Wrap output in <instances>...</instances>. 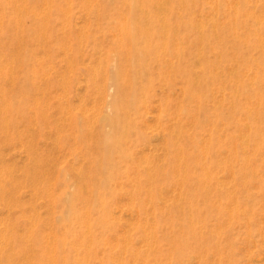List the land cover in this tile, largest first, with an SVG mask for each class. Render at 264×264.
Segmentation results:
<instances>
[{"label":"rangeland","instance_id":"374dc122","mask_svg":"<svg viewBox=\"0 0 264 264\" xmlns=\"http://www.w3.org/2000/svg\"><path fill=\"white\" fill-rule=\"evenodd\" d=\"M89 1L92 2L88 3ZM0 3H4L0 4V65L4 64L1 66L2 71L0 74V121L5 119V124L0 122V180H3L0 181L3 182V184L1 183L2 186H0V234L2 235L3 233H7V230L9 229L19 234L17 236L19 237L21 242L16 241L14 244L9 245L11 253L15 255V261H17V264H44L43 262H45L46 264H50L52 258H55L58 255L56 253V244L59 241H63L62 245L59 247V249L61 250V254L67 255L69 257H75L76 255L79 258L86 259L88 264H141V262L143 264H152L154 260L155 262L153 264H164L165 261L162 260H166L165 258H167L165 263L168 264H202L203 262V264H223L224 259H227L225 252L224 254L221 253V256L211 254L209 256L210 258L207 259V263H205V260L203 261V259L205 258L199 256L197 252L194 253V251H192L188 254L189 256L187 255L181 259H175L173 257V251H170L172 245H169L170 242L168 241V234L171 233V230L174 228V223L176 226L180 225L179 221H181V219H176L180 218L183 215L182 213H180L178 216V214L176 215V213L181 212L183 206H185V209H188L187 203L183 202V200H181V197L179 196L180 191L178 190L179 188H181L179 185V181H172V179L175 180V176L174 178H168L166 181H164L160 172L168 171L170 168L169 166H167L169 165V153L167 154L168 149H165L164 146V142L166 141L165 139L163 140L164 137L162 135V128H160V126L156 127L157 122L155 121L157 120L156 117L161 115L162 124L165 122H167V124L172 123L170 121L174 120V118H171V112L173 111V105L175 102L171 101V99L168 100L169 106L168 109L164 112L161 109L160 103H158V96L152 98V101L148 104V110L150 109L149 111H152V114L147 112V114L144 115L145 119L150 117V119H147L149 122L147 120H144L143 118L142 121H139L140 129L143 132L145 131L147 133V138L141 141L139 144L132 141L130 145L128 139V148L125 149V152L115 153L113 166L111 168L109 167L105 169L104 175L108 174L110 176V180L107 182L105 187H102V191L105 193L101 194L100 197H104L105 200L107 199V211H100L99 206H93L90 202L86 203L85 199L89 196L90 189L92 187L99 186V184H97L96 186H94L93 184L91 185V183H89V181L87 180V176L91 173V170L93 168L92 160L88 155V151L90 150L89 145H93L95 141V137L92 138L91 134L97 133L98 131L100 132L101 128L106 127L103 120V115L106 112L109 113V110H107V103L110 98V87H108V89H105L106 86L104 87V84L106 83V81L107 83L109 82L108 64L114 63L112 55L114 50L116 48H119V46L115 42L117 31L112 27L113 23L109 18L111 14L115 12L114 9L116 7L114 6L115 4L112 3V0H71V2H68V0H51V2L45 0L46 4L43 0H0ZM14 4L19 5L21 7V11L16 10V6ZM252 4L255 6V2ZM253 5L250 6V9L256 10V6L254 7ZM68 6H70V8ZM64 7L65 9L68 7L69 9H67L66 13ZM44 8L45 11H42ZM206 10L209 11L208 14ZM258 10L259 9H257L256 11L259 12ZM18 12H21L22 19L17 23L16 13ZM197 12L200 13L197 14ZM197 12L195 13V16L199 19V16H202V14L204 16L206 13V16H204L203 18L205 20L209 19L207 20L206 28L208 30L210 29L209 31H211V18L216 19L218 14L210 13L212 11H210L207 6H204L202 9V4L198 5ZM36 13H38V15H36ZM42 15L44 16L45 21L47 20V22L44 21ZM208 15L210 17L213 15V17L207 18L209 17ZM189 16L190 15H188V17ZM218 17L219 22H228L227 17L225 18L222 14L218 15ZM96 20L97 22H95ZM250 28L253 27L250 26ZM26 30L32 31V35L26 37V41L21 45L20 48H15V45L11 44L10 42L11 37L13 35H18L20 37L22 34L27 33L24 32ZM186 33L191 34L188 32ZM77 36H81V40H79L80 38ZM191 36H193V34H191ZM63 47L66 49L63 50ZM224 49L227 51V56L224 57V59L227 60H222L221 62V67H225L224 71L221 72L222 74L226 72V74H232L235 76L236 74L242 76L249 74L253 76L255 71L260 69L256 64L250 63V60H248L249 63H246L243 60L240 61L239 59H237L239 58V54H241V52H234L235 50L231 47L230 42H228L227 46L224 47ZM220 50V48L212 49L211 47L207 52V55L211 59H214L215 57H217V54L220 53ZM21 53L22 55L27 54L28 56L33 57L36 63L39 62L40 69L41 71L42 69H44V72L35 74L34 78V72L32 70H29V68L33 64L32 60H28V64L23 62L21 63L18 60L19 54ZM98 54H100V56ZM242 54H245L247 58H251V56L253 55L254 57H256L259 56L260 50L257 47H252L249 50L243 49ZM230 55L232 57H230ZM218 58L219 57H217L216 59ZM192 60H194V58H192ZM235 61H237V64L235 63ZM92 68L96 69L94 71L97 73V75H95V73H91L93 71ZM230 68H233V70ZM101 71L104 73L102 74ZM27 77L35 79L36 87L32 91V100H30L28 105L30 109L28 114L29 116L21 117V115L9 112L6 108V105L12 101L15 103H21L23 105V96L18 92L19 90H17V86L21 82L25 81ZM224 83L225 89L222 88L223 90H221L220 92L216 91V93H224L225 96H227L225 104H229V96H231L233 91H235V86L232 81L229 80V77L226 78ZM259 86H255L256 89L257 87L258 89H260ZM101 88L103 91L100 90ZM261 88L264 93V87L262 86ZM112 90L113 89H111V92H113ZM3 94L6 97L5 101H1V98H3ZM103 94H105L104 97ZM179 97L181 99L182 94L178 90L176 91V95H172L171 98H174L175 101H178L180 100ZM92 103L94 105H92ZM96 103L97 105L98 103H100V109L99 106L96 108ZM155 103L157 104L155 105ZM36 108H44V115L42 114L43 117L39 114V112L36 113ZM154 112H159V115H156ZM153 114H155L156 116ZM232 114L233 112H230L229 110L228 116L231 117ZM236 114L239 116V113ZM94 118L96 121L94 120ZM150 120L152 121V124L150 123ZM225 120L227 121V118L223 119L222 122H224V124L218 125V128H220L219 132L221 133L222 137L225 136L222 139L223 141L227 138L229 133V137L230 135L237 133V131L235 132V127L233 125L225 124ZM145 121L146 123H148V125L151 124L153 128L150 129L151 126H149L150 128H148V125L145 123ZM258 124L264 126L263 122L258 121ZM165 127L166 126L164 125L163 128ZM246 128L247 127H245V129ZM82 129L88 133L87 137L80 136ZM188 129L189 128H187L186 131L189 132V134L192 136L194 131L191 130L190 132V130ZM201 132L202 133L200 135H202L205 131L201 129ZM187 146L189 145L187 144ZM229 146L232 145L230 144ZM229 146H225L224 150H221L223 152L221 154H224L222 159L226 161V164L221 162L220 165L215 164L211 167L213 170V184L211 187L212 191L210 195L212 196V200H214L216 198L215 191L217 189H220V187H223L228 193L230 192L231 194H234L233 198L235 197L234 199L238 200L237 206L239 205L240 207L238 206L239 209H235V213L237 214L234 213V217L232 220H229L227 216H223L219 220L220 222H218L216 219H213V214L204 212L202 215L203 218L205 216V220L208 221V226L209 224H211L209 228L218 230V235L215 240L219 241L222 245L225 244L223 245L226 246L225 251L230 252L232 259L234 255V264H264V200H262V198H264L262 196V191L264 193V190L263 188H258L257 182L255 183L253 180H249L245 187L240 184L241 181L248 180V178H243V175H241L240 178H237L239 177L238 174L235 176L234 173L239 172L242 162L238 156L231 155L228 152ZM250 147L252 148L253 146ZM144 152H146L147 154L145 153V155ZM131 153L132 155H130ZM138 157L144 160L141 161L140 159H138ZM143 162H146L145 164L149 162V165H145L143 164ZM80 167L82 170L80 169ZM141 169H145V171H142ZM146 169H149L150 172H148ZM250 169H255L256 174L259 177H263L264 162L261 159L260 154H257V158L254 160L252 166H250ZM216 172H218V174H216ZM149 173L153 174L150 175ZM259 174L262 175L260 176ZM220 176L224 177L220 178ZM132 178L136 181H134ZM148 178H150L151 180ZM217 179H219V181H216ZM84 180H86V182H84ZM146 180L148 182L147 185L151 188H149L145 184ZM226 181L230 182L228 183ZM149 182L152 184H150ZM176 184L178 185V187ZM217 184L220 185V187ZM6 185L8 187H6ZM123 186H125V189L123 188ZM138 186L139 189L137 188ZM146 187H148L149 190ZM176 188L178 190H176ZM146 189L149 192H157V198L155 199V202L157 201V204L159 206L164 204V206H161L163 209L160 208L157 204L156 206H154V201V204L152 202L147 203L146 200L142 201V194L146 196L145 193H149ZM159 189L162 190L161 193L163 192V194L159 192ZM249 189L251 190L249 191ZM113 190L114 192H111ZM230 190H232V192ZM74 191L80 192L82 194V198L79 196H69L68 200H63V198L66 196V193H72L71 195H73ZM142 191L143 193L139 194V197L138 193ZM3 194L10 195L15 199V201L11 204H6L5 201L1 198ZM129 195H131L130 198ZM137 196L140 198V200L137 199ZM166 198L167 201L165 200ZM162 199H164V201ZM138 200L144 205L143 206L141 204L143 206L142 209L140 208L141 205H139L140 203L138 202ZM72 201L77 212L76 214L78 215L77 219L73 214H71L67 219V209ZM176 201L178 202V204L180 203L182 207L179 212L175 211L174 214L173 210H170V208L168 207H170L171 204L177 203ZM222 201L228 206H232V200L229 197L223 199ZM247 201L249 202V204L252 201L253 204L251 202V204L249 205L248 203H246ZM167 202L169 203L167 204ZM256 202L258 204H254ZM136 203L140 206L138 208L141 209L142 212H140L141 210L137 208ZM149 203H151L152 205H149ZM259 204H261V206H259ZM152 206L154 209L152 208ZM203 206L204 205L201 204L200 201V207L203 208ZM149 207L151 208L149 209ZM145 208L147 210H145ZM160 211L161 213H159ZM7 212L9 214H7ZM170 212H172V215ZM158 213L160 215L162 214L161 216L165 214V216L159 218L157 217L159 215ZM167 214H170L171 216H168ZM241 214L242 216H240ZM252 214L253 216H257L251 218L252 216L250 215ZM6 215H8V217H6ZM101 215L107 220L109 219L106 226L99 223ZM63 216H65V218ZM172 216L173 218H171ZM152 220L156 221L152 222ZM33 221L35 222L33 223ZM87 222H92V224L90 231L88 228L84 227L85 236L90 234L89 232H92L95 238L94 242L90 244V249H88L87 247L84 248V245H81L79 243L81 242L80 240L82 239L83 235V232H81L79 228L81 226L83 227V224H86ZM149 222L152 224H150ZM250 222L253 226L250 225ZM148 223L151 226L154 224L158 228L156 226L150 227ZM10 224L12 226H10ZM242 224L244 226H242ZM257 224L259 225V227ZM69 225L71 226L69 227ZM146 225L147 227H145ZM199 225L197 230L200 233L205 230V227L201 224L202 227L201 230H199ZM228 225L229 233L231 235H229V233L227 232ZM148 226L151 231L148 230ZM214 226L218 228H215ZM231 226L232 231L230 230ZM250 226L253 228H250ZM247 228L250 230H248ZM31 229H33L34 231L36 229L37 231L35 232H38V234L40 235L41 241H39V245L38 243H36L37 245H34L32 243V239L30 236ZM223 229L227 231H224ZM241 229H246L244 230L245 233H241L243 231ZM145 230H148V232ZM155 230H157V232ZM154 231L157 233L158 237L156 233L152 234ZM259 231H261L263 234ZM232 232L234 235L232 234ZM251 232L253 236L255 234V236L257 235L258 237H253ZM144 233L145 235L147 234L148 237H146L147 235L144 236ZM238 233L245 238L239 236ZM248 233H250V235ZM225 234L226 236H233V239L228 237L229 240L226 241L228 238L225 236ZM57 235L59 237H57ZM149 235H151V237ZM223 236H225V238L227 239H225ZM145 238L149 239L148 243ZM223 239L224 243H222ZM235 240L237 241L235 242ZM245 240L246 242H243ZM125 241H127V243ZM259 241L261 242L259 243ZM3 242V238L0 237V246L5 244V242ZM167 242L169 243L167 244ZM228 242H232L231 247L228 246ZM49 243H51V246H53L52 248ZM147 244L149 247L147 246ZM130 246L135 247L131 249ZM158 246L160 247L157 249ZM75 247H77V249H75ZM143 247L145 248V250L143 249ZM237 247L239 248V251L237 250ZM147 248L148 250L146 252ZM163 248L167 250L165 251ZM45 249H48V251ZM140 250L142 254L140 253ZM160 250L161 252L164 250V252L161 253ZM157 251L159 252L158 254ZM50 254L51 257L49 256ZM159 257L160 259L162 258L161 261L159 260ZM220 259L222 260V262ZM209 260H211V263H208ZM47 261L49 263H47ZM169 261H171L172 263Z\"/></svg>","mask_w":264,"mask_h":264},{"label":"bare ground","instance_id":"6f19581e","mask_svg":"<svg viewBox=\"0 0 264 264\" xmlns=\"http://www.w3.org/2000/svg\"><path fill=\"white\" fill-rule=\"evenodd\" d=\"M43 1L45 3V0H43ZM49 1L51 2V0H48V2ZM68 2H71V0H68ZM91 2L92 1H89L88 3H91ZM254 2H255L256 8L259 9L258 10L259 12L256 11L257 10L256 8H255L256 10L250 9V6L253 5L252 3H254ZM112 3L115 4L114 6H116V7L114 9L115 12L112 13L109 18H110V21L113 23L112 27L117 31V36H116L115 42L119 46V48H116L113 52L112 57H113L114 63L108 64V68H109V76H108L109 80L108 81L109 82L107 83V81H106V83L104 84V87L106 86L105 89H108V87H110L109 88L110 98H109L108 103H107V110H109V113L106 112L103 115V120L105 122L106 127L101 128L100 132L96 131L97 133L91 134L92 138L95 137V141H94L93 145L92 144L89 145L90 150L88 151V155L92 160L93 168L91 170V173L88 174L87 180L89 181V183H91V185L93 184L94 186H96L97 184H99V186H96L97 188L92 187L90 189V194L85 199L86 203L90 202L93 206H99L100 211H104V212L107 211V207H106V204H107L106 200L107 199L105 200L104 197H102V198L100 197L101 194L105 193L102 191V187H105L107 182L110 180V176L108 174L104 175L105 169L109 168V167L111 168L113 166V163H114L113 159H114L115 153H124L125 152V149L128 148V146H127L128 139H129V145H130V143L132 141L134 143L139 144L141 141H143L147 138V136H148L147 133L145 131L143 132L140 129L139 121H142V118L144 120L150 119V117L145 119L144 115H146L147 112L152 114V111L150 112L149 111L150 109L148 110V104L152 101V98L155 96H158V101H159L158 103H160L161 109L164 112H165V110L168 109V106H169L168 100L171 99V101L175 102L173 105V111L171 112L172 113L171 118L173 117L175 121L174 120L170 121V122H172L171 124L168 123L170 125H168L167 122L162 124L161 115H159V112L158 113L154 112L156 115H159L156 117L157 120L155 122H157V126L156 125L155 126L156 127L160 126V128H162V135L164 137L163 140L165 139V141H166V142L163 141L166 144V145L164 144V146H165V149L166 148L168 149L167 154L169 153V158H168V164L169 165H167V164L166 165L169 166L170 168L168 171H160V172L162 175V179L164 181H166L168 178H174V176H175V180L172 179V181H174V182L179 181V183H180L179 185L181 188H179V190L176 188V190L180 191L179 192L180 193L179 196L181 197L180 199L183 200V202L187 203L188 209H185L184 208L185 206H183L181 212H179L182 206L180 205V203L178 204L177 201H176L177 203H174L171 205L169 204L170 207L167 206L168 208H170V210H173V213L175 211H178L179 213H176V215L178 214V216H179L180 213L183 214L181 216L182 218L180 217V218L176 219V220L181 219V221H179L180 225L176 226L174 223L173 227L175 229L173 228L171 230V233L168 234L169 240L168 239L167 240L170 243L167 242V244L169 243V245L170 244L172 245V248L170 251L171 252L173 251L174 255L173 254L172 255L175 259L176 258L181 259V258L187 256L190 252L194 251V253L197 252L199 254V256L204 257L205 259H203V261L205 260V263H207V259L210 258L209 256L211 254L221 256V253L224 254V252H225L227 259H224L223 264H234V262H233V259L235 260L234 255H233V259H232L230 252L225 251L226 246H223L225 244L222 245L219 241L215 240L217 235H218V230L213 229V228H209V226H211V224H209V226H208V223H207L208 221L205 220V216L203 218L202 214L204 212L209 213V214H213V216H214L213 219H216L218 222H220L219 220L223 216H227L229 218V220H232L234 217L235 209L236 210L239 209L238 208L239 205L237 206L238 200L234 199L235 197L233 198L234 194H231L230 192L228 193L227 191H225V189L223 187H220V185H218V184L217 185L220 187V189H217L215 191L216 198L214 200H212V196L210 195L211 191H212L211 187L213 184V182H212V171L213 170L211 167L214 166L215 164L220 165L221 162L226 164V161L222 159L224 154L223 155L221 154V153H223L221 150H224L225 146L227 147L230 144L232 146H229L228 152L231 155L238 156L242 162L239 172L234 173L235 176L238 174L239 177H237V178H240L241 175H243L242 176L243 178H248V180L241 181L240 184H242L245 187L247 182H249V180H253L255 183L257 182L258 188H263V190H264V175H263V177H259L256 174L255 169L254 170L250 169V166H252L254 160L257 158V154L261 155V159L264 162V126H262L261 124H258V121L263 122V124H264V93H263L262 88H261L262 86L264 87V66H261V65H264V0H112ZM0 4H4V3H0ZM199 4H202V9L204 6H207V8L210 11H212L210 13H213V14L216 13L218 15L222 14L225 18L227 17L228 22L227 23H221L218 20L219 19L218 15H217V18L214 19V18H211V17H213V15L210 17L209 16L210 14H209L208 15L209 17H207V18H211V20H212L211 21L212 23L210 24L212 27L211 28L212 32L209 31L210 29L208 30L206 28V23H207V20H209V19L206 18L207 20H205L203 18L204 16H206V13L204 12L205 13L204 16H203V14H202V16H199L200 19L198 17L196 18V16H195V13L197 12ZM15 6H16V10L21 9V7L19 5H15ZM68 7L70 8V6H68ZM68 7L66 9L64 7L65 13L67 12ZM42 11H45V8ZM208 12L209 11H207V14H208ZM198 13H200V12H197V14ZM36 15H38V13H36ZM188 15H190V16L188 17ZM199 15H201V14H199ZM43 18H44V16H43ZM0 19H1V17H0ZM21 19H22L21 12L16 13V22L18 23L19 21H21ZM196 19H199V20H196ZM44 21H45V18H44ZM45 22H47V20ZM95 22H97V20ZM93 24H94V22H93ZM34 26H35V24H34ZM250 26L253 28H250ZM97 30H99V29H97ZM24 32H27V33L22 34L20 37L18 35H16V36L13 35L11 37L10 42H11V44L15 45V48H20L21 45L26 41V37H29L30 35H32V31L26 30ZM186 32L193 34V36H191V34H187ZM222 34H224V35H222ZM77 37H79V36H77ZM79 38H80L79 40H81V36ZM228 42H230L231 47L235 50V51L233 50L234 52H237V53L241 52V54H239V58H237V59H239L240 61L243 60L246 63H249L248 60H250V63L256 64L260 68L259 70L255 71L253 76H251L249 74H246L244 76L236 74V76H235L232 74H226V72H224L223 74L221 73L225 69V67H223V66L221 67V62H222V60H227V59H224V57L227 56V51L224 49V47L227 46ZM210 44H211L212 49L213 48H217V49L220 48L221 49L220 53L217 54V57H219L218 59H216L217 57H215L214 59H211L207 55V52L211 48ZM252 47H257L260 50L259 56H256V54H255L256 57H254V55H253V56H251V58H247V56H245V54H242L243 49L249 50ZM65 49L66 48H64L63 50H65ZM98 55L100 56V54H98ZM66 57H68V56H66ZM230 57H232V56L230 55ZM192 58H194V60H192ZM11 60H12V58H11ZM18 60L21 63L23 62V63H27V64H28V60H32L33 64L29 68V70H32L34 72V75H33L34 78H35V74L44 72V69H42V71H41L39 62L36 63L35 60L33 59V57L28 56L27 54H23V55H22V53L19 54ZM116 60H117V63H116ZM233 60H235V59H233ZM236 62L237 61H235V63ZM227 63H228V61H227ZM82 64H84V63H82ZM2 65H4V64H2ZM2 65H0V74L2 71V67H1ZM230 69L233 70V68H230ZM92 70L93 71L91 73L92 74L95 73V75H97V73L94 71L96 69L92 68ZM232 70H231V72H232ZM103 73L104 72H102V74ZM243 74H245V73H243ZM223 76H224V78H223ZM104 77H105V75H104ZM104 77H102V78H104ZM227 77H229V80L232 81V83L235 86L234 87L235 91H233L232 95L229 96V98H230L229 104H227V103L225 104L227 96H225L224 93H221V94L216 93V91L220 92L221 90L225 89L224 81L226 80ZM34 78L27 77L25 81L21 82L20 84L18 83L19 85L17 86V90H19L18 92L23 96L24 101L22 102L20 100L23 103V105L21 103H15L13 101L9 102L6 105V108L9 112H13L15 114L21 115V117L22 116H24V117L29 116L28 114H29L30 109H29L28 105H29L30 100H32V91L36 87ZM104 81H105V79H104ZM92 83H94V82H92ZM95 85H96V82H95ZM259 85H261V86H259ZM255 86H259L260 89H258V87L256 89ZM111 89H113L112 90L113 92H111ZM100 90L103 91L102 88ZM178 90L182 94V98L180 99V97H179L180 100L175 101L174 98H171V97H172V95L174 96V94L176 95V91H178ZM104 95L105 94H103V97H104ZM5 100H6V97L3 94V98H1V101H5ZM100 103H101V101H100ZM100 103H98V105L96 103V105H97L96 108L99 106ZM156 104L157 103H155V105ZM92 105H94V104L92 103ZM43 109L44 108H36L35 110H36V113L39 112V114L42 115ZM99 109H100V106H99ZM224 109H227V110H224ZM228 109L230 110V112H233L231 117L228 116V112H229ZM157 110H158V105H157ZM97 112H98V110H97ZM236 113H239V116ZM155 114H153V115H155ZM43 115H42V117H43ZM182 116H183V119H182ZM92 117H93V115H92ZM184 117H186V118H184ZM225 118H227V121L225 120L226 121L225 124L233 125L235 127V132L237 131V133L230 135V137H229V134H230L229 133L227 138L224 139V141H223L222 139L225 136L222 137L221 133L219 132L220 128H218V125L224 124V122H222V121ZM89 119H91V118H89ZM4 120H1L0 122L5 124ZM94 120H95V118H94ZM151 120H150V123L152 122ZM153 122H154V119H153ZM145 123H146V121H145ZM6 124H9V123H6ZM146 124L148 125V123H146ZM151 124L148 125V128H150L149 126H151L150 129L153 128ZM164 125L166 126L165 128H163ZM244 126L247 128L245 129ZM146 128H147V126H146ZM187 128H189L188 130H190V132H191V130L194 131L192 136L189 134V132L186 131ZM231 128H229V129H231ZM201 129H203L205 131L202 135H200L202 133ZM166 130H167V132H166ZM222 132H223V130H222ZM80 136L81 137H83V136L87 137L88 133L82 129ZM160 136H161V134H160ZM156 137H157V134H156ZM187 144L189 146H187ZM250 146H253V147L251 148ZM92 153H94V154H92ZM142 153H143V151H142ZM145 153L146 152H144V154ZM130 155H132V153ZM140 158H141V156H140ZM140 158L138 157V159H140ZM140 160L143 161L144 159L143 160L140 159ZM135 161H137V160H135ZM139 163H140V161H139ZM145 163L143 162V164H145ZM147 164H145V165H147ZM164 164H165V162H164ZM140 166H141V164H140ZM260 167H262V166H260ZM160 168H161V165H160ZM231 168H233V167H231ZM80 169H81V167H80ZM143 170L145 171V169H143ZM160 170H162V169H160ZM258 170H259V167H258ZM147 171L150 172L149 169ZM230 171H232V170H230ZM134 173H135V171H134ZM151 174H153V173H151ZM216 174H218V172H216ZM221 177L223 178L224 176H220V178ZM148 179H150V178H148ZM157 180H158V178H157ZM0 181H3V180H0ZM134 181H136V180H134ZM216 181H219V179H217ZM216 181H215V183H216ZM84 182H86V180H84ZM226 182H228V181H226ZM1 183L3 184V182H0V186H2ZM147 183L148 182L146 180L145 184L147 185ZM217 183H219V182H217ZM150 184H152V183H150ZM248 186H249V184H248ZM6 187H8V186L6 185ZM124 187L125 186H123V188ZM148 187H146V188H148ZM177 187H178V185H177ZM137 188L139 189V186ZM149 188H151V187H149ZM149 188H148V190H149ZM114 190L111 192H114ZM250 190L251 189H249V191ZM129 191H131V190H129ZM143 191H144V189H143ZM143 191L138 193V195L143 193ZM161 191L162 190H160L159 192L161 193ZM230 191L232 192V190H230ZM245 191H246V189H245ZM152 192L153 191H151L149 193H145L146 196L142 194V201L146 200L147 203L148 202L153 203V201H154V203H155L154 206H156L157 201L155 202V199L157 198V195H156L157 192H155V191L153 193ZM133 193H134V191H133ZM255 193H257V192H255ZM71 194L72 193H66V196L63 198V200H68L69 196L81 197V195H82L80 192H77V191H74L73 195H71ZM127 194H129V193H127ZM130 194H131V192H130ZM161 194H163V192ZM131 195H129V198ZM176 195H177V192H176ZM262 196L264 197L263 191H262ZM132 197H133V195H132ZM139 197H140V195H139ZM139 197L137 196V199L140 200ZM213 197H214V195H213ZM228 197L232 200V206H228L226 203H224L222 201L223 199H226ZM1 198L5 201L6 204H11L15 201L14 198H12L10 195H7V194H3L1 196ZM175 198H173V199H175ZM139 200H138V202L140 203L139 205H141L142 203ZM162 200L164 201V199H162ZM165 200L167 201V198ZM247 200H248V198H247ZM249 200H250V198H249ZM262 200H264V198H262ZM173 201H175V200H173ZM200 201H201V204L204 205L203 208L200 207ZM169 202H170V200H169ZM169 202H167V204ZM251 202H250V204H251ZM246 203L249 204L248 201ZM145 204H146V202H145ZM150 204L151 203H149V205ZM159 204H161V203H159ZM252 204H253V202H252ZM254 204H258V203L256 202ZM261 204H259V206H261ZM136 205H137V208L140 207L137 203H136ZM142 205L140 207L141 209L144 206V205L143 206ZM161 206H164V204L160 205L159 207L162 208ZM253 206H255V205H253ZM150 208L151 207H149V209ZM152 208H153V206H152ZM155 208H157V207H155ZM164 208H166V207H164ZM248 208H250V207H248ZM248 208H247V210H248ZM141 209H139V210H141ZM145 210H147V209L145 208ZM32 212H34V211H32ZM140 212H142V210ZM162 212H163V210H162ZM248 212H249V210H248ZM257 212H258V210H257ZM76 213L77 212H76L74 203L72 201L70 203L68 209H67V219L69 218V216L71 214H73L75 216V218L77 219L78 215ZM159 213H161V211ZM170 213L172 215V212H170ZM251 213H253V212H251ZM7 214H9V213L7 212ZM235 214H237V213H235ZM253 214H255V213H253ZM253 214L250 215V216H252L251 218H254L257 216V215L253 216ZM161 215L159 214L157 217L160 218V217L165 216V214L163 216H161ZM246 215H247V213H246ZM86 216H88V215H86ZM154 216H155V214H154ZM237 216H239V215H237ZM240 216H242V214ZM250 216H249V218H250ZM6 217H8V215H6ZM63 217L65 218V216H63ZM151 218H152V216H151ZM151 218H148V219H151ZM171 218H173V216ZM108 220L101 215V217L99 219V223L106 226ZM156 220H152V222L156 221ZM224 220H223V223H224ZM253 221H255V220H253ZM34 222L35 221H33V223ZM82 223H83V221H82ZM149 223H148V225L150 227L156 226L154 224L151 226L150 224H152V223H150V224ZM200 223L202 224V226L205 227L204 228L205 230L199 233L197 229H198V225ZM91 224H92V222H87L86 224H83V227L81 226L79 228V230L81 232H83V235H82V239L80 240L81 242L77 241L81 245H84V248L87 247L88 249H90V244L94 242L95 238H94L92 232H89L90 234L85 236L84 227L88 228L90 231ZM201 224L199 225L200 226L199 230H201V227H202ZM243 224H242V226L245 225V224L244 225ZM250 225H252L251 222H250ZM10 226H12V225L10 224ZM70 226L71 225H69V227ZM149 226H148V228H149ZM30 227H31V225H30ZM145 227H147V225ZM258 227H259V225H258ZM215 228H218V227H215ZM250 228H253V227L250 226ZM238 229H236V230H238ZM32 230L33 229H31V234H30L31 239H32V243L34 245L36 243H38V245H39V241H41V237L38 234V232H35V231H37L36 229H35V231L34 230L32 231ZM148 230L151 231L150 228ZM148 230H145V231L148 232ZM166 230H165V232H166ZM227 230H224V231H227L229 233V225L227 227ZM230 230L232 231V226H231ZM241 230H243L241 233H243V232L245 233L244 230H246V229H241ZM248 230H250V229H248ZM155 231L157 232V230H155ZM155 231L152 234L156 233ZM240 231H238V232H240ZM259 232H261V231H259ZM262 232H263V230H262ZM25 233H27V232H25ZM149 233H151V232H149ZM232 234H233V232H232ZM236 234H235V236H236ZM248 234L250 235V233H248ZM251 234H252V232H251ZM17 235H19V234H17L15 231H12L9 229V230H7V233H3L0 236L3 238V240L5 242L4 245L0 246V264H17V261H15V255L11 253L10 248H9V245L14 244L16 241L21 242V240L19 239V237ZM146 235L144 233V236H146ZM156 235H157V233H156ZM229 235H231V234L229 233ZM229 235L226 236V234H225V236L227 238L230 237ZM149 236L151 237V235H149ZM225 236H223V237L225 238ZM239 236L242 237V235H240V234H239ZM252 236H253V234H252ZM260 236H262V235H260ZM260 236H259V238H260ZM57 237H59V236L57 235ZM146 237H148V235ZM153 237H155V236H153ZM157 237H158V235H157ZM253 237H258V236L257 235L255 236V234H254ZM227 238H225V239H227ZM230 238L233 239V236ZM45 239H46V237H45ZM47 240H48V238H47ZM78 240H79V238H78ZM145 240H147V243H148L149 239L145 238ZM159 240H157V241H159ZM228 240H229V238L226 241H228ZM246 240H247V238H246ZM246 240L243 242H246ZM236 241L237 240H235V242ZM62 242L63 241L57 242L56 246H57L58 250L56 249V253L58 255L55 258L54 257L52 258L50 264H88L86 259L79 258L76 255H75V257H69L67 255L61 254V252H60L61 250L59 249V247L62 245ZM125 242L127 243V241H125ZM260 242L261 241H259V243ZM222 243H224V239H223ZM228 243H229L228 246L231 247L232 242H228ZM240 243H242V242H240ZM1 244H2V242H1ZM49 244L51 246V243H49ZM54 244H52V245H54ZM252 245H254V244H252ZM147 246H148V244H147ZM153 246H150V247H153ZM52 247L53 246H51V248ZM133 247H135V246H132L131 249ZM159 247L160 246H158L157 249ZM95 248H97V247H95ZM75 249H77V247H75ZM143 249L145 250L144 247H143ZM45 250L48 251V249H45ZM144 250H143V252H144ZM147 250H148V248L146 249V252H147ZM164 250L162 252H164ZM237 250L239 251V248ZM51 252H52V249H51ZM160 252H161V250H160ZM56 253H55V255H56ZM140 253H141V250H140ZM158 253L159 252L157 251V254ZM51 254L49 255L50 257H51ZM141 254H140V257H141ZM191 254H193V253H191ZM159 255H161V254H159ZM135 256H137V255H135ZM153 256H156V255H153ZM140 257H139V259H140ZM142 257H143V255H142ZM165 259L167 260V258H165ZM159 260L161 261L162 258L160 259V257H159ZM166 260H162V261L166 262ZM154 262H155V260H154ZM154 262H152V264ZM165 262H164V264H168ZM169 262H171V261H169ZM221 262H222V260H221ZM43 263L46 264L45 262H43ZM47 263H49V262L47 261ZM208 263H211V260H209ZM141 264H143V263L141 262Z\"/></svg>","mask_w":264,"mask_h":264}]
</instances>
